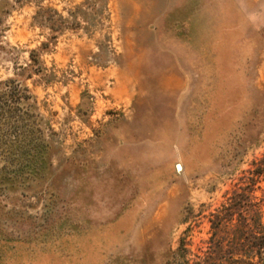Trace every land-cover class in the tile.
<instances>
[{
	"label": "rangeland",
	"instance_id": "374dc122",
	"mask_svg": "<svg viewBox=\"0 0 264 264\" xmlns=\"http://www.w3.org/2000/svg\"><path fill=\"white\" fill-rule=\"evenodd\" d=\"M32 51L44 151L0 190V264H170L239 185L264 225V0H0V82Z\"/></svg>",
	"mask_w": 264,
	"mask_h": 264
},
{
	"label": "trees",
	"instance_id": "16d2710c",
	"mask_svg": "<svg viewBox=\"0 0 264 264\" xmlns=\"http://www.w3.org/2000/svg\"><path fill=\"white\" fill-rule=\"evenodd\" d=\"M46 13L38 12L36 20L50 26L53 32L60 31L54 18ZM38 54V51H32L30 65L21 67L15 78L0 82L2 191L13 187L14 179L23 177L31 162L38 161L44 151L37 99L25 84L26 80L44 72ZM250 193L249 187L236 186L232 196L212 215L213 233L204 243L205 249L202 247L195 254L183 238L170 264H264V225L258 211L257 219L253 217Z\"/></svg>",
	"mask_w": 264,
	"mask_h": 264
}]
</instances>
